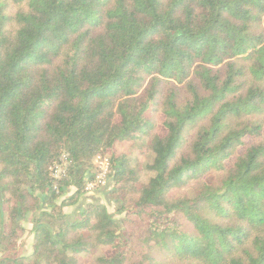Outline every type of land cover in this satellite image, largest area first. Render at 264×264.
<instances>
[{
	"label": "trees",
	"instance_id": "obj_1",
	"mask_svg": "<svg viewBox=\"0 0 264 264\" xmlns=\"http://www.w3.org/2000/svg\"><path fill=\"white\" fill-rule=\"evenodd\" d=\"M0 264H264V0H0Z\"/></svg>",
	"mask_w": 264,
	"mask_h": 264
},
{
	"label": "built area",
	"instance_id": "obj_2",
	"mask_svg": "<svg viewBox=\"0 0 264 264\" xmlns=\"http://www.w3.org/2000/svg\"><path fill=\"white\" fill-rule=\"evenodd\" d=\"M69 165V159L67 153H62L59 162H55L51 167V173L53 178H60L63 175ZM111 177V164L108 157L97 155L94 160V173L91 174L89 180H87L84 190L86 192L98 189L109 183Z\"/></svg>",
	"mask_w": 264,
	"mask_h": 264
},
{
	"label": "rangeland",
	"instance_id": "obj_3",
	"mask_svg": "<svg viewBox=\"0 0 264 264\" xmlns=\"http://www.w3.org/2000/svg\"><path fill=\"white\" fill-rule=\"evenodd\" d=\"M97 155H102L104 157H108V153L107 154H105V153L104 154H97ZM95 158H94V160H95ZM148 158H149L148 155L141 156L140 158L137 159V163H140V164L145 163L148 160ZM92 173H94V169L92 170ZM148 176H149V174L146 172L145 175L143 176V180H146L148 178ZM101 188H103V186ZM97 190L98 189H94L92 191H88V193H86V194H91L93 196H91V195L90 196L94 197V194L97 193ZM72 192H73V188L69 187V189L65 192V194L63 196H68ZM86 202H92V201L88 200ZM108 204H109V208H107L108 212H113L114 211V206H113V204L111 205V201H108ZM105 206L107 207V205H105ZM65 210L68 212L70 209H69V207H66ZM115 217L118 218V219L121 218V216H119V215H116ZM30 218H31V215H27L26 218L23 219L22 226H24L25 232L17 240L16 247L11 251V253H14L16 255L29 256V257L31 256V253H32L31 239L33 238V234H32V232L30 230L31 226H32L31 223H30Z\"/></svg>",
	"mask_w": 264,
	"mask_h": 264
},
{
	"label": "crops",
	"instance_id": "obj_4",
	"mask_svg": "<svg viewBox=\"0 0 264 264\" xmlns=\"http://www.w3.org/2000/svg\"><path fill=\"white\" fill-rule=\"evenodd\" d=\"M91 194H84L81 199H80V203H86V201L90 200V201H97L98 203H102L104 205H107V208H109V204H108V201L109 200V197L107 195V188L106 187H103V188H100L97 190V193L94 194V197H91L93 195ZM113 203L111 202V205ZM73 207H69L70 210H72ZM32 241V239H31Z\"/></svg>",
	"mask_w": 264,
	"mask_h": 264
}]
</instances>
